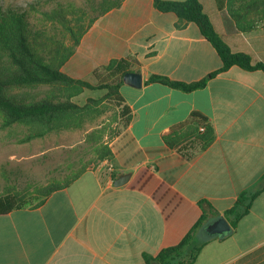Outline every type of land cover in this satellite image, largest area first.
I'll return each mask as SVG.
<instances>
[{
	"label": "crops",
	"instance_id": "crops-1",
	"mask_svg": "<svg viewBox=\"0 0 264 264\" xmlns=\"http://www.w3.org/2000/svg\"><path fill=\"white\" fill-rule=\"evenodd\" d=\"M200 1L234 51L264 63V0ZM124 58L142 85L124 78L114 98L127 110L107 143L112 155L41 205L0 214V264H148L204 216L193 264H264V189L236 225L225 215L243 190L264 186V70L233 65L189 92L149 81L194 83L223 66L198 24L155 0H125L101 16L63 69L95 83L96 68ZM194 113L214 128L207 147ZM221 216L231 230L211 234Z\"/></svg>",
	"mask_w": 264,
	"mask_h": 264
},
{
	"label": "trees",
	"instance_id": "trees-1",
	"mask_svg": "<svg viewBox=\"0 0 264 264\" xmlns=\"http://www.w3.org/2000/svg\"><path fill=\"white\" fill-rule=\"evenodd\" d=\"M125 0H90L89 7L75 3L60 4L44 11V17L52 24L61 27V34L33 26L31 14L27 6L5 5L0 0V117L1 128H9L17 123L31 125L33 130L20 139L22 142L43 137L58 128L80 124L84 119L95 117L98 105L104 98H117L119 88L124 83L126 73L133 68L127 59H114L109 64L95 69L97 83L76 78L64 71V65L76 52L84 35L91 26L108 11L117 8ZM162 11H173L182 20L195 22L204 36L212 42L219 52L223 66L210 73L206 78L194 83L173 81L162 75H152L149 81H159L183 91H193L207 85L210 78L239 65L248 70H264V63L254 61L245 52L234 51L223 37L215 30L209 15L200 0H155ZM36 6L30 3L29 6ZM49 88L43 96L23 92L25 89ZM86 89H106L104 97L88 98L81 105L74 98ZM118 102V101H117ZM119 106L120 103L118 102ZM124 106L119 115L124 116ZM129 110V109H128ZM193 120L204 126L199 128V141L203 147L209 146L216 138L214 128L207 123L200 113H194ZM116 133V131H114ZM103 130L93 131L90 138L94 141L96 159L103 161L112 155L108 144L99 143ZM114 135V134H113ZM87 166L73 172L67 179L55 180L45 186H37L25 191L10 189L0 194V214L8 213L16 208L39 206L54 191L61 189L78 178ZM264 186L243 190L233 207L225 212L233 225L245 216L252 207L255 198ZM202 217L188 235L178 244L163 248L157 255L147 256L148 264H193L201 248L193 244L195 230L205 220Z\"/></svg>",
	"mask_w": 264,
	"mask_h": 264
},
{
	"label": "rangeland",
	"instance_id": "rangeland-1",
	"mask_svg": "<svg viewBox=\"0 0 264 264\" xmlns=\"http://www.w3.org/2000/svg\"><path fill=\"white\" fill-rule=\"evenodd\" d=\"M1 1L6 6L11 2L15 5L27 6L35 28L49 30L61 36V27L46 20L44 11L51 10L60 4L67 6L75 3L82 7L90 6V0ZM30 3H36V6H29ZM48 90L47 86H43L36 90L25 89L23 92L43 96ZM106 92V89H86L74 100L83 105L88 98L104 97ZM119 107L114 97H105L98 105L99 111L95 117L84 119L80 124L67 128L54 129L43 137L27 142H22L20 139L33 130L31 125L17 123L5 129L0 127V194L10 189L25 191L27 188L34 189L37 186L48 185L55 180L63 181L84 166L99 167L102 161L96 159L93 148L95 143L90 138V134L93 131L103 130L104 134L99 143L107 144L117 129Z\"/></svg>",
	"mask_w": 264,
	"mask_h": 264
},
{
	"label": "water",
	"instance_id": "water-1",
	"mask_svg": "<svg viewBox=\"0 0 264 264\" xmlns=\"http://www.w3.org/2000/svg\"><path fill=\"white\" fill-rule=\"evenodd\" d=\"M125 78L127 79L128 82H130L136 86L142 85V75L138 72L129 71L128 73H126ZM125 179L118 178L115 181V184L117 186H120V185L125 183ZM208 230L211 234H222V233H225L227 231H230L231 225H230V223L226 217L221 216L214 223L209 225ZM156 264H161V263H156Z\"/></svg>",
	"mask_w": 264,
	"mask_h": 264
},
{
	"label": "built area",
	"instance_id": "built-area-1",
	"mask_svg": "<svg viewBox=\"0 0 264 264\" xmlns=\"http://www.w3.org/2000/svg\"><path fill=\"white\" fill-rule=\"evenodd\" d=\"M204 129H205L204 126H202V127H201V130H204ZM108 165H109V169H110V170H113V169H114L113 164H111L110 162H108Z\"/></svg>",
	"mask_w": 264,
	"mask_h": 264
}]
</instances>
